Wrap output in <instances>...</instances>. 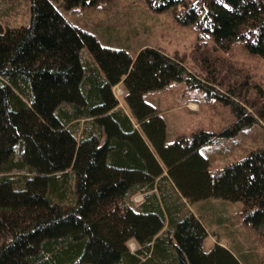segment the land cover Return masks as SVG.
<instances>
[{
	"label": "trees",
	"instance_id": "16d2710c",
	"mask_svg": "<svg viewBox=\"0 0 264 264\" xmlns=\"http://www.w3.org/2000/svg\"><path fill=\"white\" fill-rule=\"evenodd\" d=\"M95 1L29 0L27 24L0 20V264H241L217 243L202 250L190 203L241 201L243 220L264 234V148L212 171L200 147L217 134L166 142L143 93L183 80L229 104L223 134L264 126V85L225 54L241 40L264 59V0H146L201 33L188 53L140 46L134 56L59 9Z\"/></svg>",
	"mask_w": 264,
	"mask_h": 264
},
{
	"label": "rangeland",
	"instance_id": "374dc122",
	"mask_svg": "<svg viewBox=\"0 0 264 264\" xmlns=\"http://www.w3.org/2000/svg\"><path fill=\"white\" fill-rule=\"evenodd\" d=\"M28 1L15 0L7 6L0 0V20L12 25L27 24ZM59 9L66 20L93 34L102 45L125 49L132 56L140 46L159 47L169 54L188 53L201 33L193 23L176 21L170 9L155 10L146 0H97ZM202 39L213 43L211 33L202 34ZM225 54L246 67L253 81L264 85V59L260 54L250 52L241 40L234 41ZM117 87L121 85H116L113 92L121 101ZM205 94L204 89L188 87L180 80L161 89L145 91L143 99L163 117L166 142L197 128L217 134L212 142L200 147L212 171L243 158L253 148H264V126L259 123L223 134L234 120L229 104ZM142 197V193L134 195L133 202L137 203ZM190 209L200 217L206 230L202 250L209 251L217 243L227 248L241 264H261L264 234L243 220L241 201L209 197L190 203ZM161 229L162 226L157 232ZM138 241L136 235L130 233L124 238L123 246L133 251Z\"/></svg>",
	"mask_w": 264,
	"mask_h": 264
},
{
	"label": "bare ground",
	"instance_id": "6f19581e",
	"mask_svg": "<svg viewBox=\"0 0 264 264\" xmlns=\"http://www.w3.org/2000/svg\"><path fill=\"white\" fill-rule=\"evenodd\" d=\"M193 106V105H192ZM192 108H194V107H192Z\"/></svg>",
	"mask_w": 264,
	"mask_h": 264
},
{
	"label": "crops",
	"instance_id": "0c3cea01",
	"mask_svg": "<svg viewBox=\"0 0 264 264\" xmlns=\"http://www.w3.org/2000/svg\"><path fill=\"white\" fill-rule=\"evenodd\" d=\"M121 85V84H120Z\"/></svg>",
	"mask_w": 264,
	"mask_h": 264
}]
</instances>
